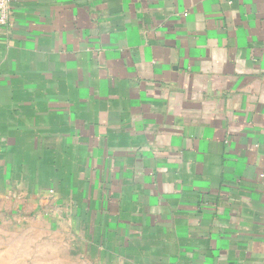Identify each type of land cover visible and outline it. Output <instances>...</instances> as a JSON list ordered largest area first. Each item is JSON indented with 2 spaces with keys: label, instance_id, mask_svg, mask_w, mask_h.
<instances>
[{
  "label": "crops",
  "instance_id": "1",
  "mask_svg": "<svg viewBox=\"0 0 264 264\" xmlns=\"http://www.w3.org/2000/svg\"><path fill=\"white\" fill-rule=\"evenodd\" d=\"M7 1L0 195L82 264H264V0Z\"/></svg>",
  "mask_w": 264,
  "mask_h": 264
},
{
  "label": "rangeland",
  "instance_id": "2",
  "mask_svg": "<svg viewBox=\"0 0 264 264\" xmlns=\"http://www.w3.org/2000/svg\"><path fill=\"white\" fill-rule=\"evenodd\" d=\"M49 203L0 195V264H82L72 234L63 229L69 221L46 209ZM84 262L92 264L91 255Z\"/></svg>",
  "mask_w": 264,
  "mask_h": 264
},
{
  "label": "built area",
  "instance_id": "3",
  "mask_svg": "<svg viewBox=\"0 0 264 264\" xmlns=\"http://www.w3.org/2000/svg\"><path fill=\"white\" fill-rule=\"evenodd\" d=\"M9 18L8 1L0 0V25H5Z\"/></svg>",
  "mask_w": 264,
  "mask_h": 264
}]
</instances>
